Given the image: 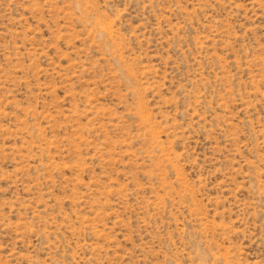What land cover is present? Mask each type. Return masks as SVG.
<instances>
[{"label":"rangeland","instance_id":"1","mask_svg":"<svg viewBox=\"0 0 264 264\" xmlns=\"http://www.w3.org/2000/svg\"><path fill=\"white\" fill-rule=\"evenodd\" d=\"M0 264H264V0H0Z\"/></svg>","mask_w":264,"mask_h":264}]
</instances>
